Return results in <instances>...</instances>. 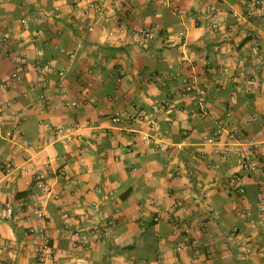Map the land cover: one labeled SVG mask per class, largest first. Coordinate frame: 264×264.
<instances>
[{
	"label": "crops",
	"instance_id": "0c3cea01",
	"mask_svg": "<svg viewBox=\"0 0 264 264\" xmlns=\"http://www.w3.org/2000/svg\"><path fill=\"white\" fill-rule=\"evenodd\" d=\"M179 1L175 12L160 0H111L103 16H82L77 0H0V77L9 85L1 94L9 104L0 111V264H37L34 245L43 226L54 260L62 264H264V169L243 171L237 153L256 143L264 165V28L259 19L231 15L232 9L243 13L238 0ZM225 22L236 25L230 39L212 30L213 23ZM132 23L161 29L153 41L135 44L119 33ZM110 31L123 42H110ZM5 36L11 51L29 59L23 87L11 80L12 56L1 52ZM191 69L206 90L203 103L196 91L182 92L177 73ZM60 86L78 107L65 106ZM116 112L119 123L112 121ZM73 123L83 126L80 138L50 142L47 124ZM219 126L224 132L216 135ZM11 129L32 147L8 139ZM226 145L231 151L225 157ZM81 149L83 163L74 158ZM29 157L28 174H4L5 163L20 165ZM48 160L55 189L64 190L83 217L65 218L67 208L46 199L33 182L32 173ZM233 172L245 175L243 197L229 191ZM229 194L252 211L254 225L232 210ZM176 202L185 208L180 205L174 216L190 223L193 237L209 244L213 257L196 262L191 250H176L182 225L165 213ZM95 225L102 226L103 238L73 249L72 232L88 233ZM240 237L263 252L241 260Z\"/></svg>",
	"mask_w": 264,
	"mask_h": 264
},
{
	"label": "built area",
	"instance_id": "2783aa9c",
	"mask_svg": "<svg viewBox=\"0 0 264 264\" xmlns=\"http://www.w3.org/2000/svg\"><path fill=\"white\" fill-rule=\"evenodd\" d=\"M120 1L116 0V4H119ZM155 0H147V2H154ZM111 0H77V6L81 10L82 16H88L92 13H96L97 15L103 16L105 13L106 4L110 3ZM238 2L243 7V13L239 12L236 9L231 10V15L236 19H240L243 15L248 18H256L261 21V24L264 28V1L263 0H238ZM160 3L166 7L171 8L175 12L180 11V1L179 0H160ZM22 23L26 26L29 25L28 18H24ZM235 27L236 25L230 22H225L223 25L219 23L212 24V30L218 34L223 36L226 39H230L235 35ZM93 28L90 27V30ZM161 26L159 24H148L143 25L139 23H132L129 27L123 26L120 28L119 33L122 36L129 37L130 41L135 44H144L153 41L157 34L159 33ZM118 32L110 31L108 33V39L110 42H123V38L117 36ZM2 41L6 44L4 48H1V52L4 54H10L12 57V61L16 63L15 70L11 73V80L18 84L20 87L24 85V71L29 65L28 57L21 53L15 54L13 51L9 49L7 46L9 44V37H3ZM18 45L21 44L19 41H15ZM60 51L67 55L70 60H74L77 56L76 52L67 49L65 47H61ZM13 53V54H12ZM40 64L38 61L36 63ZM61 78H63L66 74V68H62L59 72ZM177 76L182 78L183 81V93H192L194 91L199 95V101L203 103L206 100V90L199 85V76L198 73L191 69L188 72L179 71ZM8 83L4 81L0 77V111L3 110L5 106H7L8 102H3L1 100L2 92L8 88ZM60 94L65 99L66 107H78L79 103L76 100H72L70 98L69 92L60 86ZM24 94L25 89L22 90ZM41 99L45 107H51V101L46 92L41 94ZM228 116L231 115V112L227 113ZM112 121L114 123H119L121 121V113L116 112L112 117ZM51 129L50 142L53 144L62 143L67 144L73 139L80 138L82 136L83 126L80 123H73L64 126L47 124ZM224 132V127L219 126L216 131V135H220ZM8 139L17 141L24 148L30 149L32 147V142L25 138L21 131H17L14 129L6 131L5 135ZM141 137L144 140H148L149 136L142 134ZM209 143H215V138H208ZM41 147V146H40ZM231 151V146L226 145L225 149L222 151L223 155L226 157ZM241 157V167L243 171L250 173L257 171L261 168L264 169V165L262 166V157L260 153V149L256 143H248L242 145V148H239L237 152ZM78 162H85L86 152L84 149H81L77 155L74 157ZM31 157H29L22 164L17 165L12 162L5 163L3 165V172L5 175H9L14 171H20L23 174H28L30 171ZM52 169V161L48 160L44 163V169H38L32 173L33 182L36 186L43 192L45 198L48 200H53L60 203L61 207H65L63 211V216L65 218H81L84 216L81 208L75 204L72 199L64 198L65 191H58L55 189V184L52 182L51 177L49 175ZM214 171H218V165L213 166ZM90 170H88L89 172ZM245 175L239 172H233L229 178V191L235 192L239 197H243L246 193V187L244 183ZM2 183V178H0V187ZM229 198L231 200V208L233 211L238 212L239 214L252 218V211L245 206H242L239 201L229 194ZM259 204L261 206V210L264 211V196L261 194L259 196ZM181 205V207L185 208L184 204H180L176 202L171 209H167L165 211L166 215H171L170 219L176 225H182L180 228V233L182 236V240L177 243L176 250L181 253L183 251L191 250L193 252V258L196 262H202L206 258L213 257L212 247L198 239H195L191 233L192 226L190 223L184 221L179 216H174L173 212L177 210V208ZM68 207H70L68 209ZM35 213L37 217L44 218V212L42 208L35 204ZM160 216H156L154 218L155 221L160 220ZM251 224L254 225L253 219L249 220ZM233 234L236 238L240 235L239 228L236 226L233 229ZM39 241L34 245V250L37 258V264H62L59 261L54 260L53 251L50 246V234L47 226H43L39 229ZM104 236V231L102 226L95 225L92 226L88 233H84L81 230H75L72 232L71 236V246L73 249L85 248L93 245L94 243L100 241ZM237 242L241 243L242 247L238 254V257L241 260H246L257 256L263 252V248L259 247V245L251 242H243L241 237L238 238Z\"/></svg>",
	"mask_w": 264,
	"mask_h": 264
}]
</instances>
